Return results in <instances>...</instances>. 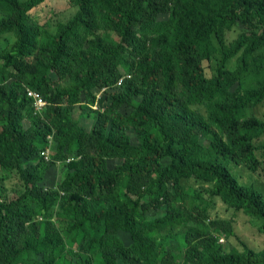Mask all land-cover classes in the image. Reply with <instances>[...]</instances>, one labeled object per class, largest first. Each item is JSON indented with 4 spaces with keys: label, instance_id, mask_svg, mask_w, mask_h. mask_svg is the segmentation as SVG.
<instances>
[{
    "label": "trees",
    "instance_id": "16d2710c",
    "mask_svg": "<svg viewBox=\"0 0 264 264\" xmlns=\"http://www.w3.org/2000/svg\"><path fill=\"white\" fill-rule=\"evenodd\" d=\"M43 1L0 0V38L12 36L0 47V169L23 183L0 200V264H264V250H228L233 222L210 218L221 200L264 233V189L243 180L264 178V120L244 115L264 101V0H69L76 11L53 32L31 20ZM58 161L67 176L50 190ZM56 202L64 234L47 214ZM69 234L85 259L64 253Z\"/></svg>",
    "mask_w": 264,
    "mask_h": 264
},
{
    "label": "rangeland",
    "instance_id": "374dc122",
    "mask_svg": "<svg viewBox=\"0 0 264 264\" xmlns=\"http://www.w3.org/2000/svg\"><path fill=\"white\" fill-rule=\"evenodd\" d=\"M76 11V7L72 6L69 3V0H45L40 5L36 6L31 10V20L42 25L50 31H54L55 26L58 22H64L68 20ZM240 30L234 29L228 32V41L231 42L239 36ZM12 36L5 34L0 38V47H3L6 43L10 41ZM10 43V42H9ZM264 52V47H261L256 53ZM257 62L250 60L249 69H251ZM218 65V57L214 58L211 61L205 62V68L208 75L216 73V68ZM238 66L237 57H233L228 62L229 69H235ZM247 81L252 84V79L250 76H247ZM97 92V99L100 107H106L109 104V100H106V95L104 90L95 89L94 92ZM98 106V105H97ZM96 106V107H97ZM198 110L206 112L205 106L196 107ZM95 109V107H94ZM126 112L127 109L124 108ZM75 118L79 117L80 110L77 108L74 111ZM248 118H257L264 120V101L259 103L256 106H250L246 109L244 114ZM133 141L136 142L138 135L136 133H131ZM49 143H52L51 138L48 139ZM256 145L259 147L258 156L264 160V136L255 140ZM50 144L44 150L48 152L49 159H51V148ZM205 144L209 143L205 141ZM45 157V156H44ZM46 158V157H45ZM50 175L46 176L44 179L45 186L47 189L55 190L58 189V184L60 181L65 179L67 176V168L65 161L56 162L50 169ZM236 175L239 176V170L236 171ZM260 181L255 179V176H252L248 171L244 173V181L248 184H257L258 188L264 189V178L260 177ZM43 182V183H44ZM194 191H206L209 188V185L206 183L196 182L193 185ZM23 193V183L17 171H8L4 172L0 169V200L4 202H9L13 199L18 198ZM64 193L61 192V195ZM203 205V204H202ZM29 206L36 208L33 213L32 219L34 220H43L45 216L44 210L40 205H37L35 201L30 202ZM50 213V221L53 223L55 231L64 234L67 230V224L69 223V218L66 215H61L59 211V204L56 202L53 206L48 207L47 214ZM211 219L214 218H225L230 219L235 227V236L230 239L224 238L225 242L223 243L228 250L235 248L240 252L245 250V247H250L257 251L264 250V233L260 231L259 225L253 218L245 215L243 212H236L230 209L226 204L221 200H218L215 203L214 208L211 210ZM65 243L66 255L71 260H83L87 257L86 252L81 249L78 243L72 244L74 247L69 245V242L72 243L71 234L63 236L61 235ZM120 236L128 243H131L129 235L127 233H121ZM85 252V253H84Z\"/></svg>",
    "mask_w": 264,
    "mask_h": 264
},
{
    "label": "built area",
    "instance_id": "2783aa9c",
    "mask_svg": "<svg viewBox=\"0 0 264 264\" xmlns=\"http://www.w3.org/2000/svg\"><path fill=\"white\" fill-rule=\"evenodd\" d=\"M121 81H122V79L120 80V82L119 83H121ZM27 97H30V98H32L33 99V101H34V106H35V108H36V110L37 111H41L42 110V108L43 107H45V105H46V102L42 99V97L38 94V93H36V92H33V91H31V90H29V89H27ZM48 138H51V136H49ZM52 139V138H51ZM49 152V151H48ZM48 152L46 151V150H43L42 152H41V155L45 158V159H49V156H48ZM74 158H69L68 160H67V162H69V161H71V160H73ZM221 242H225V239L224 238H221Z\"/></svg>",
    "mask_w": 264,
    "mask_h": 264
},
{
    "label": "clouds",
    "instance_id": "9594fccd",
    "mask_svg": "<svg viewBox=\"0 0 264 264\" xmlns=\"http://www.w3.org/2000/svg\"><path fill=\"white\" fill-rule=\"evenodd\" d=\"M123 79V78H122ZM105 91V90H104ZM97 106V105H96ZM96 106H92V107H95V108H97ZM49 139V138H48ZM52 140V139H51ZM42 156V155H41ZM46 160V159H45ZM46 161H50V160H46ZM66 162H67V160H66Z\"/></svg>",
    "mask_w": 264,
    "mask_h": 264
}]
</instances>
